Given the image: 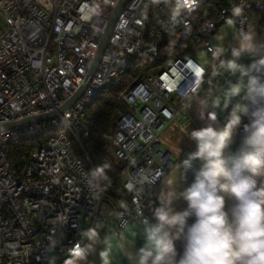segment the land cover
Wrapping results in <instances>:
<instances>
[{
  "label": "built area",
  "instance_id": "obj_1",
  "mask_svg": "<svg viewBox=\"0 0 264 264\" xmlns=\"http://www.w3.org/2000/svg\"><path fill=\"white\" fill-rule=\"evenodd\" d=\"M118 1L0 0V124L56 111L77 91ZM239 3L244 16L234 30L247 31L253 26L250 11L264 14V0H201L175 23L163 0H130L81 97L45 123L0 132V264H63L83 229L99 222L113 231L141 215L149 218L147 203L173 166L161 136L184 115L189 93L200 87L202 64L194 56H210L214 33L231 23V9ZM164 39L182 54L132 81L123 94L127 109L117 120L111 156L129 199L105 203L85 179L94 169L83 148L90 133L87 108L135 57H158ZM248 123L242 116L236 133L244 134ZM50 130L20 165L9 161L15 143ZM144 174L151 185L143 183Z\"/></svg>",
  "mask_w": 264,
  "mask_h": 264
},
{
  "label": "clouds",
  "instance_id": "obj_2",
  "mask_svg": "<svg viewBox=\"0 0 264 264\" xmlns=\"http://www.w3.org/2000/svg\"><path fill=\"white\" fill-rule=\"evenodd\" d=\"M163 2L171 5L169 19L175 23L183 14L194 12L201 0ZM244 7L241 3L232 7L229 20L233 26L244 16ZM214 38L217 43L208 49L211 59L201 65L200 87L189 93L192 99L186 105L188 109L196 100L199 118L206 119V124L190 133L185 129L195 150L175 166L176 174L170 172L162 182L152 218L141 215L135 225L113 229L111 241L107 235L101 239L103 225L99 222L83 229L81 240L68 249L64 264H88L98 244L102 245L101 264H113V250L129 264H264V43L256 42L252 26L247 31L236 30L237 44L231 47V58L225 59V35L218 33ZM244 55L253 57V62L239 63ZM224 73L238 75L236 82L217 84ZM205 83L208 88L200 97ZM230 105L231 111L220 125L216 110H227ZM242 116H247L249 123L244 126L239 148L231 151ZM108 168V164L99 165L85 176L96 196L103 190L101 182L108 179ZM189 171L194 174L193 182L178 190ZM142 181L153 183L147 174ZM129 190H133L131 186ZM178 199L186 202L183 210L173 206ZM192 217L194 222L188 224ZM138 232L144 243L133 251ZM177 241H183L179 259Z\"/></svg>",
  "mask_w": 264,
  "mask_h": 264
},
{
  "label": "trees",
  "instance_id": "obj_3",
  "mask_svg": "<svg viewBox=\"0 0 264 264\" xmlns=\"http://www.w3.org/2000/svg\"><path fill=\"white\" fill-rule=\"evenodd\" d=\"M249 14L257 23L258 30L264 31V14L255 11H250ZM167 40H162L158 57L150 58L139 55L131 60L129 65L118 75L116 83L102 89L94 102L87 108L90 133L88 139L83 143V148L93 168L103 164L109 165L106 170L108 179L102 181L100 185L103 189L100 193L105 203L111 200L129 199V196L121 190L119 185L120 165L111 156L112 136L117 120L127 109L123 101V94L132 81L161 66L171 55L180 56L182 54L180 49L169 48ZM50 134L51 130L19 140L9 149V161L20 165L36 147L47 140Z\"/></svg>",
  "mask_w": 264,
  "mask_h": 264
},
{
  "label": "crops",
  "instance_id": "obj_4",
  "mask_svg": "<svg viewBox=\"0 0 264 264\" xmlns=\"http://www.w3.org/2000/svg\"><path fill=\"white\" fill-rule=\"evenodd\" d=\"M252 23L255 31V40L258 43H264V31L258 30L257 23L252 19ZM234 26L232 23H225L222 24L218 30L213 35V46L217 43L216 39L214 38L218 33L224 34V46L228 51L225 53V59L231 58V47L235 46L237 44L236 39L234 38ZM211 57L209 55H205V61L204 63H201L202 65L205 64L206 61H210ZM253 57L244 55L240 58L239 63L244 65H249L253 62ZM238 78L237 76H232L229 73H224L222 76L217 78L216 83L223 86L226 81L231 80L232 82H236ZM207 80V77L206 79ZM208 85L205 83L203 85L202 91L198 94V96L203 97L205 91L207 90ZM192 97L190 98V100ZM189 100V102H190ZM235 102V101H234ZM211 109H209L210 111ZM217 119L218 123L222 125L225 122L226 117L228 116L229 112L231 111V105L227 110H219L217 109ZM206 124V119L201 120L199 118V105L196 100H193L191 102V105L188 109L185 110V113L182 117L175 119L170 125L166 127L164 130L162 136H161V144L162 147L165 150H168L172 155V161L173 166L170 170L171 173L176 174L175 166L186 158L187 154L195 150V142L192 141L189 138V135L185 133V129H188V132L190 133L192 130L199 129L201 127H204ZM244 134L239 135L238 133L235 134L234 140L232 145L230 146L231 151H236L241 143V139ZM195 167H199V162H196ZM169 172V173H170ZM169 173L167 176L159 182L152 193V198L148 201L146 211L148 214L149 219L152 218V208L158 206V195L160 193V190L162 188V182L167 179ZM194 179V174L192 171H189L186 175V178L179 182L178 190H183V188L189 186ZM174 208L179 211L183 210L187 207L186 202L183 199H178L174 202ZM103 214L107 217L109 224H111V214L109 212V209L107 206L103 207ZM194 217L189 218L188 224H191L194 222ZM130 225H135V222L129 223ZM107 235L109 237V240L112 239V231L110 228H103L100 230V237L103 239V237ZM144 239L142 233L138 232L135 239L133 240V248L132 250L135 251L143 246ZM102 245L98 244L96 252L93 253L88 257V264H101L100 258H99V251L101 250ZM176 248H177V259H179L180 255H182L183 252V241H177L176 242ZM113 255V264H129L128 259L120 254H117L115 250L112 251ZM64 264V263H63Z\"/></svg>",
  "mask_w": 264,
  "mask_h": 264
},
{
  "label": "water",
  "instance_id": "obj_5",
  "mask_svg": "<svg viewBox=\"0 0 264 264\" xmlns=\"http://www.w3.org/2000/svg\"><path fill=\"white\" fill-rule=\"evenodd\" d=\"M129 1L130 0H119L118 1L117 6L114 9V11L112 12V14L108 20L107 26L104 30V33H103L101 41H100L99 49L96 53V56H95L91 66H90V68L86 74V77H85L83 83L77 89V91L69 99H67L61 106H59V108L56 111L44 113V114H39V115H32V116L25 117L19 121L0 124V132L6 131V130H9L12 128L20 127L23 125L35 124V123H37V124L38 123H45L51 119L56 118L58 114H62L66 109H68L70 106H72L81 97V95L84 93L85 89L87 88L88 84L90 83L91 78L93 77V74H94L95 70L97 69V67L100 63V60H101L103 52L107 46L108 39L110 37V34H111L112 28L115 24V21L117 20L120 12L123 10V8L126 6V4Z\"/></svg>",
  "mask_w": 264,
  "mask_h": 264
},
{
  "label": "rangeland",
  "instance_id": "obj_6",
  "mask_svg": "<svg viewBox=\"0 0 264 264\" xmlns=\"http://www.w3.org/2000/svg\"><path fill=\"white\" fill-rule=\"evenodd\" d=\"M194 59L201 62V63H204L205 55H203L202 53H197V54H195Z\"/></svg>",
  "mask_w": 264,
  "mask_h": 264
}]
</instances>
